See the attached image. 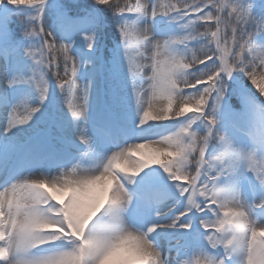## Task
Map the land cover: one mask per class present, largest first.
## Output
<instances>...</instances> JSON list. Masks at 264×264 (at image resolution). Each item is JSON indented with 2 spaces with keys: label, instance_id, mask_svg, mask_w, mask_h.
<instances>
[{
  "label": "snow or ice",
  "instance_id": "snow-or-ice-1",
  "mask_svg": "<svg viewBox=\"0 0 264 264\" xmlns=\"http://www.w3.org/2000/svg\"><path fill=\"white\" fill-rule=\"evenodd\" d=\"M0 264H264V0H0Z\"/></svg>",
  "mask_w": 264,
  "mask_h": 264
},
{
  "label": "trees",
  "instance_id": "trees-1",
  "mask_svg": "<svg viewBox=\"0 0 264 264\" xmlns=\"http://www.w3.org/2000/svg\"><path fill=\"white\" fill-rule=\"evenodd\" d=\"M53 80H54V78H53Z\"/></svg>",
  "mask_w": 264,
  "mask_h": 264
}]
</instances>
